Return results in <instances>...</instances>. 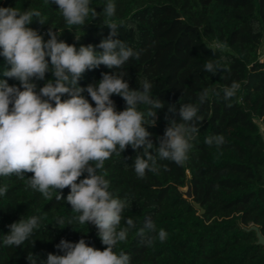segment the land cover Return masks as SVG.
Instances as JSON below:
<instances>
[{
	"label": "trees",
	"instance_id": "trees-1",
	"mask_svg": "<svg viewBox=\"0 0 264 264\" xmlns=\"http://www.w3.org/2000/svg\"><path fill=\"white\" fill-rule=\"evenodd\" d=\"M107 0H91L90 7L103 11ZM116 14L111 20L104 16L86 18L84 25H67L59 13L58 5L51 0H0V8L13 7L21 11L34 9L45 18L30 25L44 36L50 28L60 33L59 39L77 49L81 45H98L107 38V24L117 23L118 39L140 52L137 60L131 58L121 69L128 72L127 82L138 89V81L147 78L152 83L153 97L165 103L157 110V124L149 127L151 139L158 146V137L168 126V105L198 104V93L206 87L214 88L219 95L210 94L198 115L204 117L201 130L191 141L188 159L181 165L159 160L157 172H146L139 178L131 166L137 155L128 146L125 152L105 161L104 170L111 181L110 190L115 196L127 197L129 208L123 212L121 227L127 218H133L137 228L150 218L157 230L163 228L168 237L146 246L132 231L126 242L117 245L130 255L131 264H264V245L257 244V226L264 236V142L254 120L264 123V0H113ZM132 25L133 27H129ZM253 25H259L254 30ZM76 31V35H70ZM97 51L101 49L97 48ZM215 53V54H214ZM223 58L224 70L212 75L204 70L208 59ZM9 67L0 56V80L10 86L20 82L3 76ZM51 67V65H50ZM113 70L101 65L87 70L79 80L80 87L98 84L102 73ZM222 77H224L222 79ZM35 80L37 90L48 80ZM235 81L239 84L234 97L224 101L221 89ZM21 90H23L21 88ZM84 96L93 106L87 92ZM182 98V99H181ZM63 99H68L65 95ZM118 111L126 102L113 95ZM231 107H228V104ZM146 110L147 106L141 105ZM179 121L180 117H175ZM222 134L225 143L209 146L205 138ZM142 151V149H141ZM154 151V150H153ZM26 173L21 180L16 175L0 176V187L7 192L0 195V264H29L27 256L33 253L41 261L48 253L60 254L56 245L61 240L72 243L85 239L87 244L103 251L98 229L91 223L79 224L74 219L71 205L51 200L27 185ZM87 173L81 177L85 178ZM192 188L191 200L183 190ZM70 189L63 190L66 201ZM205 210H199L193 203ZM39 227L19 247L4 246L3 235L9 225L22 216H41ZM63 219L61 225L59 220ZM72 220L71 225L68 221ZM150 235L155 236L156 233Z\"/></svg>",
	"mask_w": 264,
	"mask_h": 264
},
{
	"label": "clouds",
	"instance_id": "clouds-1",
	"mask_svg": "<svg viewBox=\"0 0 264 264\" xmlns=\"http://www.w3.org/2000/svg\"><path fill=\"white\" fill-rule=\"evenodd\" d=\"M90 2L51 0L58 5L67 25H84L90 14L96 18L104 16L106 20L115 17L113 0H107L100 13L90 7ZM34 20L45 24V18L34 9L0 8V56L9 66L3 76L20 82V86H10L7 80H0V176L14 174L24 180L26 173H32L26 181L28 187L48 200L55 193L57 201L71 205L72 212L78 214L74 219L81 225L93 224L106 247L101 251L89 246L85 239L76 243L61 240L56 248L62 255L48 253L47 260L41 261L29 253L27 260L29 264H131L130 255L117 250V245L126 242L130 232L135 231L146 246H151L156 239L165 242L168 233L163 228L157 230L150 218H145L139 228L133 218H127L126 226L121 227L129 200L115 196L110 190L105 161L131 146L137 153L131 166L139 178H144L148 171L157 172L158 159L183 164L192 148L191 141L204 122V117L198 115L199 105L210 94L220 93L206 87L198 93V104L179 101V108L168 105L171 117L166 116L168 126L164 135L157 138V146L148 128L156 126L157 110L165 108V103L159 96L153 97V85L147 78L138 81V89H132L126 79L128 72L116 71L131 58H140L139 51L117 38V23L107 24L110 33L98 45H81L77 49L60 40V33L52 28L47 33L50 38L45 41L38 30L30 27ZM258 27L253 25L254 30ZM76 39L79 40L77 35ZM222 59H208L204 70L212 75L225 71ZM101 65L113 71L102 73L98 84L80 87L79 80L84 73ZM48 72L54 79L37 90L33 81L45 80ZM238 88L235 81L224 86L221 89L224 101H230ZM85 92L95 106L84 96ZM65 95L68 99H63ZM113 95L126 102L123 111L117 110L111 99ZM177 115L179 121L175 119ZM205 143L220 147L225 137L209 135ZM85 173L87 176L81 179ZM66 188L70 192L65 201L62 193ZM7 190V185L0 187V195ZM46 216L47 213L44 217L22 216L10 224L9 233L3 235V245L19 247ZM59 223L63 225L64 220ZM68 223L71 225L72 220Z\"/></svg>",
	"mask_w": 264,
	"mask_h": 264
},
{
	"label": "water",
	"instance_id": "water-1",
	"mask_svg": "<svg viewBox=\"0 0 264 264\" xmlns=\"http://www.w3.org/2000/svg\"><path fill=\"white\" fill-rule=\"evenodd\" d=\"M254 123L255 125L258 127V130H259V134L261 135V138L264 142V123L262 120H258V119H255L254 120ZM183 196L189 200H191L193 198V195H192V188L190 185H188L187 189L185 192H183ZM195 208L199 210V215H204L205 214V210L201 208V206L197 203H193ZM245 230L247 231H255L256 232V236L258 238V242L257 244H260V245H264V236L261 234L259 228L257 226H251L249 229H246Z\"/></svg>",
	"mask_w": 264,
	"mask_h": 264
},
{
	"label": "rangeland",
	"instance_id": "rangeland-1",
	"mask_svg": "<svg viewBox=\"0 0 264 264\" xmlns=\"http://www.w3.org/2000/svg\"><path fill=\"white\" fill-rule=\"evenodd\" d=\"M76 34H77L76 31H73V32L70 33V35H73V36H75ZM263 54H264V50H261V51H260V56L263 57ZM186 189H187V188H186ZM186 189H184L183 192H185Z\"/></svg>",
	"mask_w": 264,
	"mask_h": 264
}]
</instances>
